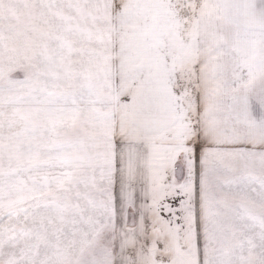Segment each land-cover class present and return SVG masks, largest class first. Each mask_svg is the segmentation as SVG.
Instances as JSON below:
<instances>
[{
  "label": "snow or ice",
  "instance_id": "snow-or-ice-1",
  "mask_svg": "<svg viewBox=\"0 0 264 264\" xmlns=\"http://www.w3.org/2000/svg\"><path fill=\"white\" fill-rule=\"evenodd\" d=\"M0 264H264V0H0Z\"/></svg>",
  "mask_w": 264,
  "mask_h": 264
}]
</instances>
